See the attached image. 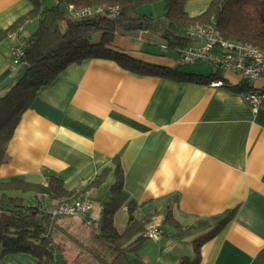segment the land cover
Here are the masks:
<instances>
[{"label": "crops", "instance_id": "1", "mask_svg": "<svg viewBox=\"0 0 264 264\" xmlns=\"http://www.w3.org/2000/svg\"><path fill=\"white\" fill-rule=\"evenodd\" d=\"M211 1L186 0L184 8L195 17ZM158 5L163 4L147 6ZM31 9L29 0H0V33ZM32 25L25 23L24 37ZM131 29L114 35L110 47L144 63L215 78L199 84L137 75L103 59L72 66L41 88L21 116L0 166V181L20 178L45 185L55 175L68 190H80L108 168L103 182L83 196L103 208L116 181L112 168L117 160L123 191L140 205L138 215L157 212L151 225L158 226L161 235L157 241L146 240L138 253L146 264H178L193 256L197 231L179 238L164 224L165 205L174 195L178 200L171 211L180 225L233 211L222 230L202 245L200 264H264V102L252 112L236 88L245 85L239 75L229 71L215 76L205 61L184 64L175 50L162 54L163 43L152 44L146 32ZM198 63L211 70L193 67ZM19 75L9 41L0 39V86ZM216 79L224 86L212 88ZM261 88L264 78L248 83L245 90ZM57 224L61 225L54 230L62 242L54 248L51 264H63L64 258L69 262L76 240L93 243L81 237L90 235V229L79 219ZM0 264H37V259L30 253H13Z\"/></svg>", "mask_w": 264, "mask_h": 264}, {"label": "trees", "instance_id": "2", "mask_svg": "<svg viewBox=\"0 0 264 264\" xmlns=\"http://www.w3.org/2000/svg\"><path fill=\"white\" fill-rule=\"evenodd\" d=\"M29 1L32 4L29 13L0 33V39H7L15 27L29 21L36 24L35 30L24 37L23 54L15 66L20 75L8 86H0V166L6 162L7 146L21 116L30 108L38 91L51 85L66 69L86 60H110L133 74L162 76L175 81L208 84L215 78L209 80L210 77L144 63L125 51L111 48L113 37L118 32H132V26H136L135 30L144 31L146 27L148 31L159 33L163 44L178 52V48L194 44L187 35L191 26L212 24L220 39L250 44L264 51V0H212L207 9L195 17L186 13V0H52L50 5L48 0ZM159 1L163 4L161 18L139 14L140 8ZM67 5L75 9L103 8L106 11L73 19L65 10ZM113 7L118 9L116 18L107 13L108 8ZM247 87L245 81V85L236 88L245 93ZM112 170L116 181L110 188L109 201L102 208L98 231L90 230V235L81 236L93 240V243L87 246L85 242L76 240L74 251L79 252L78 255L69 262L64 258L63 264H146L138 253L148 240L145 231L157 212L138 215L140 205L123 191V170L117 160ZM108 171L110 169H104L88 186L71 191L55 175L49 176L45 185L20 178L0 181V259L8 254L30 253L37 259V264H51L54 248L60 244L58 237L55 239L57 242L53 240L51 232L54 228L58 231L59 219L77 218L82 225H87L81 217L57 216L50 219L34 203L36 198L42 195L52 205L80 201L90 188L103 182ZM25 194H28L29 201H24L21 196ZM177 200L178 195L167 200L164 224L172 227L174 236L179 238L197 231L193 240V256L182 259L178 264H200L202 245L222 230L233 211L180 225L175 222L171 211ZM123 208L128 219L124 231L118 232L114 218L116 212Z\"/></svg>", "mask_w": 264, "mask_h": 264}, {"label": "built area", "instance_id": "3", "mask_svg": "<svg viewBox=\"0 0 264 264\" xmlns=\"http://www.w3.org/2000/svg\"><path fill=\"white\" fill-rule=\"evenodd\" d=\"M68 15L73 19L90 17L92 14L102 13L103 8L97 9H75L72 5L65 7ZM107 13L110 17L118 16L116 7L108 8ZM24 25H19L8 33L9 55L13 64H19L23 54L25 38L23 36ZM188 37L194 41L193 45L178 48V54L184 64H192L196 61H205L211 65L215 75L224 72H234L243 80L250 83L259 78H264V51L259 50L253 45L222 40L218 37L214 25L195 24L190 27ZM161 53H166L169 48L162 44L159 46ZM212 88L224 86L222 79H216L210 83ZM243 98L252 112H256L264 102V88L247 90L243 93ZM39 208L53 219L57 216L81 217L85 220L87 227L97 233L98 223L101 219L102 208L96 206L87 199L71 204L52 205L46 197L39 195L34 202ZM161 235L158 226L149 225L145 231V236L157 241Z\"/></svg>", "mask_w": 264, "mask_h": 264}, {"label": "rangeland", "instance_id": "4", "mask_svg": "<svg viewBox=\"0 0 264 264\" xmlns=\"http://www.w3.org/2000/svg\"><path fill=\"white\" fill-rule=\"evenodd\" d=\"M51 1L52 0H48V4L49 5L51 4ZM162 6L163 5L154 6V7H157L156 9L155 8L152 9V6H147V8H145V9H143V7H142L139 10V14L140 15H145V16H150V14H151V16L153 17V19L161 18L162 17ZM35 28H36V24H33L30 28L26 29L25 34L26 35L27 34H31L35 30ZM134 32H136L137 34H139V31L138 30H136ZM144 32L147 33L144 37H150L153 40L152 41V44H154V42H156L157 44L164 43L161 40V38L159 37L160 36L159 33L152 32V31H148V30H144ZM147 46L148 45H145V47H147ZM153 47H157V46L154 45ZM162 54H165V53H162ZM190 65H192V64H190ZM190 65H186L185 68H189ZM196 66H200L202 68V70H204V71L211 70L210 67L207 64H205V63H198V64H196L193 67H196ZM18 195H20V194H18ZM22 197L24 198V201H29L30 200V198L28 197V194L22 195ZM65 219H66V221H70L72 218L65 217ZM65 219H62V218L59 219V223L65 222ZM114 219H115V228L117 229V231L118 232H123L124 229H125L126 223H127V219H128L127 214L125 212H122L121 209H120L119 211L116 212ZM57 236H58L57 232L52 229L51 237L53 238L54 241H55V239H56ZM59 236H60V238H62L64 235H59ZM55 242H57V240ZM61 242H60V244H61ZM61 246L64 249V252L66 254H68V249H66L67 248V245L66 244H62ZM78 253L79 252L74 251L71 254H69L68 255L69 260L70 261H73V258L76 257L78 255Z\"/></svg>", "mask_w": 264, "mask_h": 264}, {"label": "water", "instance_id": "5", "mask_svg": "<svg viewBox=\"0 0 264 264\" xmlns=\"http://www.w3.org/2000/svg\"><path fill=\"white\" fill-rule=\"evenodd\" d=\"M61 11H62V9H61ZM127 27L130 28V27H131L130 24H128ZM135 27H136V26H132L133 29H135ZM145 28H146V27H145Z\"/></svg>", "mask_w": 264, "mask_h": 264}, {"label": "bare ground", "instance_id": "6", "mask_svg": "<svg viewBox=\"0 0 264 264\" xmlns=\"http://www.w3.org/2000/svg\"><path fill=\"white\" fill-rule=\"evenodd\" d=\"M215 74V73H214Z\"/></svg>", "mask_w": 264, "mask_h": 264}]
</instances>
